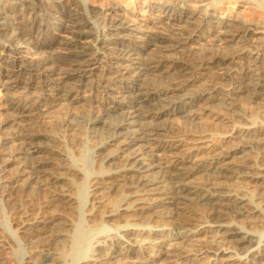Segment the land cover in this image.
<instances>
[{
    "label": "bare ground",
    "instance_id": "bare-ground-1",
    "mask_svg": "<svg viewBox=\"0 0 264 264\" xmlns=\"http://www.w3.org/2000/svg\"><path fill=\"white\" fill-rule=\"evenodd\" d=\"M85 1L90 0H0V53L11 64H0V88L6 96L0 105L5 115L0 123V173L12 163L20 165L9 177H0V198L12 217H31L23 220L20 232L35 240L26 248L29 260L24 264H33V254L35 264H143L140 241L134 246L132 240L141 230L134 228L159 227L156 218H175L171 231L176 235H143L169 239L173 244L164 245L173 249L194 240L181 234L193 228H210L222 239L192 250L198 261L242 264L241 256L257 254L253 264H264V124L249 121L232 127L238 143L219 150H212L213 140L201 141L209 135L188 134L182 128L205 113L236 114L240 103L264 106V26L217 16L223 4L234 9L243 2L264 10L263 3L150 0L157 4L146 7L151 12L147 20L109 4L96 11L102 26L95 33L87 29V15L94 12L86 9ZM197 84L202 86L193 90ZM31 89L40 93L30 96ZM93 94L104 101L89 106L91 114L79 118L67 113L61 120L63 130L82 127L94 142L90 161L98 165L96 172L59 166L84 178L81 184L72 183L76 194L59 186L62 178L47 175L54 165L47 156L55 153L43 141L48 134L12 123L27 118L35 125L41 108L76 109L95 101ZM9 124L19 126L13 129L18 149L4 142L3 127ZM187 137L195 147L183 150ZM113 193L119 198L109 214L87 230L75 232L73 224L45 219L41 211L43 202L73 211L80 206L84 220L99 212L107 200L103 195ZM36 207L41 212L33 213ZM159 207L167 210L158 212ZM123 213L130 214L127 221L107 225V218ZM112 228L118 234L101 237ZM4 239L0 231V264H5ZM175 254L161 250L149 261L166 263Z\"/></svg>",
    "mask_w": 264,
    "mask_h": 264
},
{
    "label": "rangeland",
    "instance_id": "rangeland-1",
    "mask_svg": "<svg viewBox=\"0 0 264 264\" xmlns=\"http://www.w3.org/2000/svg\"><path fill=\"white\" fill-rule=\"evenodd\" d=\"M170 1V0H167ZM261 1V4L263 3L264 5V0H257ZM109 4H116L119 5L121 8H123V14H127L132 18H137V19H143L147 20L151 18V12L147 11L148 9L146 8L148 5H155L156 2L150 0H90V1H85V7L86 9L93 10L94 13L87 15V20H88V31L92 32H98L99 29L101 28L102 25L101 21L102 19L100 16L96 14V11H99L100 8L107 6ZM221 5V4H220ZM224 10H221L217 12V16L220 18H237V20H240L239 22L242 23H247V22H254V23H261V25L264 26V10L256 8V6H253L252 4L249 3H239L234 6V9H231L233 7L229 6L228 4H223ZM227 7V8H226ZM217 10V7H215ZM231 9V10H230ZM235 13H238L239 15L235 16ZM216 14V12H215ZM143 16V18H142ZM101 19V20H100ZM100 20V21H99ZM100 22V23H99ZM149 22L147 21V24ZM261 40H264V35L260 37ZM0 43H2L0 41ZM264 53V52H263ZM0 64L2 66H5L7 68L11 67V64H9V59L7 57H4L2 53H0ZM103 66V65H102ZM101 66V67H102ZM105 73V71H103ZM207 73V72H205ZM98 75H100V71L97 72ZM107 77L110 76V74H106ZM202 85L197 84L196 87H193V90H197L199 87ZM29 93L31 94L30 96H36L40 93L38 89H31L29 90ZM21 95H25V93H22ZM29 95L25 97H30ZM87 96V95H86ZM5 93L2 91V88H0V105L5 101ZM101 96H97L96 94H93V100L95 101H90V102H83V106L74 109L73 107H69L70 105H64L55 108L54 110H48L47 108H41V112H39L38 116L34 119L37 123L34 125V123L31 121V119H21V120H15L12 124H19V125H24V126H34V129L36 131H40L43 134L47 133L48 137L44 138V143L46 144V147L48 146L49 149H53L55 153L49 154V158L53 160V167H49L48 169V174L51 177H59L62 178L63 184H59V186H62L63 189L70 190L72 189L71 192H75V188H77L78 184H81V181H83L84 178L80 176L76 171L70 170V169H60L59 166H71L73 168L81 169L84 171V173H88L87 169H89V173L93 174L96 172L98 169V165L92 164L91 163V150L94 149V142L93 140L89 141L83 132L82 127H79V130L76 131H65L62 128L61 120L65 116V114L70 113L73 114L79 118L87 116L91 114L92 109L88 110L89 106L96 107L98 102L104 101V98H101ZM86 105V106H85ZM261 107V108H260ZM237 115L236 114H231L228 111H217L215 114H208L205 113L204 115L202 114L200 116V119L196 121V123L190 124V125H185L183 126V131L188 133V134H194V135H209L207 137H204L201 139V141H207V140H213V145H212V150H219L220 148L223 147H232L235 146V144L238 143V134L233 130L232 127L234 126H243L247 125L248 122H252L255 124V126H258L257 124L263 123L264 124V106L253 104V103H240L239 107H237ZM94 111V110H93ZM95 112V111H94ZM230 114V115H229ZM4 112L0 107V123L1 121L3 122L4 117ZM23 120V124L21 123ZM33 120V121H34ZM199 121V122H198ZM33 123V124H32ZM28 124V125H27ZM19 126H11V124L3 127L4 133L2 134L4 137V142H7L9 146L13 149H18L20 146V143L18 140H14L13 138L15 136V132L13 129H17ZM262 129V128H259ZM14 133V134H13ZM221 137H218L220 136ZM230 135V136H229ZM191 138L187 137V140L182 143V149L183 150H189L190 148H194L195 144H192L190 141ZM227 144V145H226ZM210 145V144H209ZM21 147V146H20ZM181 155V154H180ZM55 166V167H54ZM58 166V167H57ZM20 165L18 166V163H12L10 164L4 173H0V177H9L13 173L16 172L17 168H19ZM86 169V170H85ZM95 181V180H93ZM242 182V181H240ZM77 185H73V184ZM242 184H245L246 187H248L247 182H242ZM76 186V187H75ZM99 194L102 192V189H98ZM76 193V192H75ZM77 194V193H76ZM103 195V194H102ZM110 196V197H109ZM107 200L104 201L101 205V208L99 209V212H97L93 217H83L79 216V208L78 206V211L77 209L75 211L71 209H61V208H55L53 206H46L45 202H43V209L41 210L40 207H36L33 211V213H37L41 211H45L47 213H43L45 215V219L48 217L53 218L57 221H59L61 224H73V230L75 232L79 231L78 229H84L87 230L88 226L89 228L94 227L95 225H99L102 222V218L109 214L110 208L112 204L116 203L118 201V195L117 194H111L106 197L103 195ZM109 198V199H108ZM2 200V201H1ZM24 200V199H22ZM43 198L41 199V201ZM46 200V199H44ZM3 199L0 198V231L4 235L5 239V247L1 249V254L3 259H5V264H24V261H28L27 259V247H31L32 243L30 244V240L35 243L34 238L31 236H28L25 233H20L21 231H24V228L22 226L23 220L26 222V220H29V218H25L21 215H15L12 217L11 212L8 211V208L6 207V204L3 203ZM106 202V203H105ZM104 205V206H103ZM54 208V209H53ZM41 210V211H40ZM158 212L161 211L165 212L167 209H164L163 207H159L156 209ZM51 212V213H50ZM99 213V214H98ZM127 213L121 214V216L117 217H112V218H107L106 221L108 222V226L113 227L114 225L122 224L123 222L127 221L128 219ZM19 216V217H18ZM13 218H15L13 220ZM13 221H12V220ZM83 221H82V220ZM86 219V220H85ZM175 218H169V219H160L156 218L154 219L155 222H158L161 224L159 227L155 226H150V227H138L134 228L138 231L141 230L140 236H132V240H136V244L139 242V249L141 252H139V255L142 259L141 262L143 264H152L149 260H154V256L158 255L159 251L161 250H173V253H176L175 256L177 257H172L169 262L162 263V264H220L217 262H214L213 260H207L205 258H201L199 261V258H195L193 256V251L192 250H197L200 247V244H210L213 245L214 240L216 241H222L221 238L215 235V233L212 232V229L204 227V228H193L191 230H184L181 234L185 236L186 239H189L191 236H195L194 240L190 242V240H187L185 243H182V245L176 246L174 249L170 246H165L164 243H169L170 245L173 244V242L169 239L164 240V239H153V238H147L146 236L143 235L144 232H151V233H158V234H163L166 233L169 236H174L176 235L175 231H171L172 224H174L176 221ZM22 221V222H21ZM164 222H169L167 224H171L169 227L168 225L166 226V223ZM162 223L165 224L163 227ZM251 227H254L250 225ZM131 228V227H130ZM129 228V229H130ZM83 230V231H84ZM112 230V232H111ZM109 231V233L101 234V237H112L114 236L117 232L113 231V228ZM258 232L263 231L262 228H257L255 229ZM73 231V232H74ZM175 233V234H174ZM118 234V233H117ZM172 234V235H170ZM264 241V237L261 239ZM170 241V242H169ZM29 242V243H28ZM33 243V244H34ZM29 244V245H28ZM193 244V245H192ZM31 245V246H30ZM225 247H229V244L225 243ZM62 244L57 246L59 247L58 250L59 253L63 252L62 251ZM184 250H183V248ZM237 247V246H236ZM238 249V247H237ZM231 249L228 250L230 252ZM192 251V252H191ZM189 252V253H188ZM232 255V254H229ZM233 256V255H232ZM234 257V256H233ZM257 257V254H253V258L251 256H241L240 261L242 264H253L255 263V259ZM31 258H33L35 261L37 259V255L33 254L31 255ZM196 260H195V259ZM26 259V260H25ZM19 261V262H18ZM35 261L33 264H35ZM81 263V262H79ZM78 263V264H79ZM105 263V262H104ZM236 263V262H235ZM234 262L230 261L225 264H235ZM240 263V262H239ZM237 262V264H239Z\"/></svg>",
    "mask_w": 264,
    "mask_h": 264
}]
</instances>
